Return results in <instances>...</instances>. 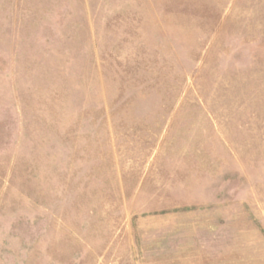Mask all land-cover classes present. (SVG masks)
Listing matches in <instances>:
<instances>
[{"label":"rangeland","instance_id":"374dc122","mask_svg":"<svg viewBox=\"0 0 264 264\" xmlns=\"http://www.w3.org/2000/svg\"><path fill=\"white\" fill-rule=\"evenodd\" d=\"M0 264H264V0H0Z\"/></svg>","mask_w":264,"mask_h":264}]
</instances>
